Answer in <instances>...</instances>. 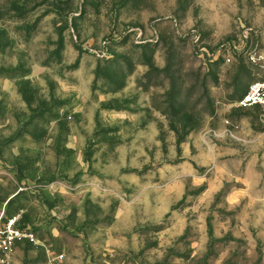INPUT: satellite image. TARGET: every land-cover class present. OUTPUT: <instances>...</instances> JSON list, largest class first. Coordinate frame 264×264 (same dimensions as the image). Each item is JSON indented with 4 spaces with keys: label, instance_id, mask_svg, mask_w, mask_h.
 Listing matches in <instances>:
<instances>
[{
    "label": "rangeland",
    "instance_id": "374dc122",
    "mask_svg": "<svg viewBox=\"0 0 264 264\" xmlns=\"http://www.w3.org/2000/svg\"><path fill=\"white\" fill-rule=\"evenodd\" d=\"M264 0H0L9 264H264Z\"/></svg>",
    "mask_w": 264,
    "mask_h": 264
},
{
    "label": "built area",
    "instance_id": "2783aa9c",
    "mask_svg": "<svg viewBox=\"0 0 264 264\" xmlns=\"http://www.w3.org/2000/svg\"><path fill=\"white\" fill-rule=\"evenodd\" d=\"M242 108L258 107L264 118V79L248 84L238 101ZM16 217L7 218L0 225V264H9V257L18 241L34 242V235L28 230L16 227Z\"/></svg>",
    "mask_w": 264,
    "mask_h": 264
}]
</instances>
